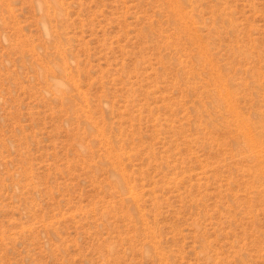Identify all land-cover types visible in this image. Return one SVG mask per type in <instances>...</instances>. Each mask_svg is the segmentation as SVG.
I'll use <instances>...</instances> for the list:
<instances>
[{"label":"rangeland","instance_id":"rangeland-1","mask_svg":"<svg viewBox=\"0 0 264 264\" xmlns=\"http://www.w3.org/2000/svg\"><path fill=\"white\" fill-rule=\"evenodd\" d=\"M0 264H264V0H0Z\"/></svg>","mask_w":264,"mask_h":264}]
</instances>
